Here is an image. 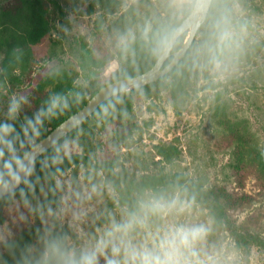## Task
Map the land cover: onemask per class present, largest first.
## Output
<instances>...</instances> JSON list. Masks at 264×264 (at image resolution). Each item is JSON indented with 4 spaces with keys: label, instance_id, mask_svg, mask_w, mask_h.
Here are the masks:
<instances>
[{
    "label": "rangeland",
    "instance_id": "rangeland-1",
    "mask_svg": "<svg viewBox=\"0 0 264 264\" xmlns=\"http://www.w3.org/2000/svg\"><path fill=\"white\" fill-rule=\"evenodd\" d=\"M57 1L60 6L48 3L47 35L31 45L36 64L30 84L13 93L0 88V121L11 118L12 101H21L39 77L62 68L75 76V95L86 92L88 97L94 88L121 73L125 61L116 58L103 68H92L84 61V49L102 56L115 53L140 35L148 39L144 27L151 16L161 12L167 17L165 9L171 11V17L181 16L192 2L117 0L114 12L108 13L100 0ZM215 1L213 25L223 14L231 34L229 41L223 46L216 44L212 26L203 49H198L199 55L206 52L209 60L204 62L203 55L198 67L185 69L189 73L186 80L167 76L130 93L127 102L131 105L119 126L105 124L102 113L91 118L61 143L67 144L61 161L67 159L72 164L56 177L64 191L70 186L89 192L94 186L98 189L99 195H93L85 205L87 218L80 225L85 231L98 232L109 218L119 219L141 195L158 193L176 197L187 206L190 219L209 229L202 245L207 264H264V244L250 235L254 232L264 239V177L257 179L249 166L242 165V157L253 160L258 148L264 152V0ZM17 2L0 0L3 39L13 40L23 31L19 16L11 20ZM201 36H197V44ZM4 54L5 47L0 46V70ZM244 125L253 139L243 140L242 145ZM151 173H177L182 178L180 185L195 181L204 188H215L247 247L241 248L225 225L217 233L211 232L212 202L197 201L190 186L136 190L135 183ZM48 188L46 179L44 193ZM44 193L36 195L42 203ZM59 194L57 190V198ZM20 211L27 214L23 206ZM62 227L69 230L67 221ZM43 228L39 217L21 220L3 207L0 231L11 229L14 237L28 229L34 233L35 243L37 230L42 232ZM100 264H104L103 258Z\"/></svg>",
    "mask_w": 264,
    "mask_h": 264
},
{
    "label": "clouds",
    "instance_id": "clouds-1",
    "mask_svg": "<svg viewBox=\"0 0 264 264\" xmlns=\"http://www.w3.org/2000/svg\"><path fill=\"white\" fill-rule=\"evenodd\" d=\"M205 15L207 10L205 9ZM226 18L221 17L213 25L216 44L223 46L230 39ZM21 101L13 100L9 113L15 114ZM60 97L49 101L47 109H41L35 119L27 121L24 129L32 151L18 153L16 141L19 134L14 125L0 122V205L9 213L13 211L21 220L29 216L39 217L44 224L43 231L37 230L35 243L18 249L11 229L0 231V245H3L14 259L15 264H207L202 245L207 239L209 229L202 223L189 218V210L176 197L163 194H143L131 206L126 207L119 219L111 217L98 232L85 231L80 227L86 221L85 205L99 195L94 186L91 192L69 187L63 190L61 181L54 173H47L46 179L55 178V187H49L53 199L45 195L42 203L35 194V183L29 178L33 175L37 162L35 138L39 135L38 125L41 117H51L60 107ZM31 129V135H29ZM67 144L53 146L52 153L42 162L59 164L63 154H67ZM59 172V168L56 169ZM38 183V180L36 181ZM57 190H60L57 199ZM17 197H19L17 199ZM35 201V202H34ZM52 203L56 208L51 207ZM21 206L27 214L21 212ZM98 218V217H97ZM67 221L69 230L62 225ZM60 225V227H58ZM0 264H6L0 256Z\"/></svg>",
    "mask_w": 264,
    "mask_h": 264
},
{
    "label": "trees",
    "instance_id": "trees-1",
    "mask_svg": "<svg viewBox=\"0 0 264 264\" xmlns=\"http://www.w3.org/2000/svg\"><path fill=\"white\" fill-rule=\"evenodd\" d=\"M230 1V0H229ZM54 3L55 6H60L57 0H18L14 7L15 15L11 17V20H15V17L19 16L22 21L23 31L22 33L14 36L13 40L9 38L3 39L0 37V46L5 47V54L2 61V67L0 70V88L7 89L10 93H13L17 88L21 86L29 85V76L34 71L36 64L34 51L31 45L39 43L48 33L49 28V6L48 3ZM215 0H213L211 8L209 10L206 20L199 28L195 39L190 45L186 55L183 59L165 76L161 77L158 81L167 76H175L178 79L186 80L189 73L185 69L191 67H198L199 62L203 59L201 56H205L204 62L209 60L206 52L203 55H199V47L203 49V41L208 37V32L213 26ZM100 3L106 9L108 13L114 12L115 6L118 4L117 0H100ZM195 0H192L190 8L182 11L181 16L175 15L171 17V11L165 9L168 14L167 17H162L161 12L157 15L151 16L145 23L144 30L147 31L148 39H144L142 35L136 37L133 41L120 47L115 53H106L102 56H98L91 49H84L83 58L87 66L92 68H103L107 64L112 63L116 58L124 60L125 69H122L121 73L115 75L111 80L120 79L127 76L137 75L151 68L159 55L161 54L166 42L170 39L176 27L182 22V20L191 12L194 6ZM4 23H0V28ZM149 30V31H148ZM4 30L1 29L0 32ZM202 33L200 44H197V36ZM188 32L182 33L174 44L171 55L166 59L164 65L168 64L173 53L178 50L184 43ZM109 81V82H111ZM155 81L142 87L132 88L117 95L112 96L105 101L100 107H98L94 113L88 117L81 125L70 132L67 136L60 139L56 144L61 143L70 136H73L79 130L84 128L87 122L98 114L102 113V121L105 124L119 126L123 122L127 108L130 107V103L127 102V98L130 93L137 92L142 89H146L149 86L157 83ZM106 84V83H105ZM104 85V84H103ZM101 85V86H103ZM96 87L89 92L87 97L86 92L75 95L77 86L75 83V76L68 69L62 68L55 70L51 73L39 77L32 87L31 91L27 93L21 100V107L19 110L12 114L11 118L5 121L14 125L15 132L19 134V139L16 141V149L18 153H24L32 145L28 143L24 129L28 127L27 121L35 119L40 113L41 109H47L49 101L54 97H60L61 105L55 112L56 114L47 117H41V123L38 125L39 135L36 136L35 142L44 137L49 131L57 126L61 121L68 116L79 110L86 104L88 99L99 90L101 87ZM75 95V96H74ZM108 107V108H107ZM104 108H107L103 111ZM117 112V114L113 113ZM1 116V108H0ZM29 135H31V129H29ZM250 136V138L248 137ZM249 139H253L249 129L244 125L242 130V145ZM34 142V143H35ZM245 147V146H243ZM245 150V148H244ZM53 151V147L43 153L35 164V170L33 175L29 178L35 183V194L38 195L43 187V181L46 180L47 173H54L55 176L63 172L68 166L72 164L71 161L63 160L59 164H52L48 161V167H44L42 160L48 157ZM258 155L253 160H246L242 157V165L249 166V170L256 176L257 179L264 177V152L260 148L257 150ZM245 156V152L243 151ZM7 158V152L5 157ZM3 159H0V167L3 166ZM257 162V163H256ZM256 163V165L252 164ZM251 165L257 167L254 169ZM59 168V172L56 169ZM252 168V171L251 169ZM261 176V177H260ZM263 179V178H262ZM38 180V183L36 181ZM49 187H55V178H48ZM182 178L177 173L160 174L151 173L147 174L135 183L136 190H143L146 187L173 189L181 186L191 187L192 194L197 201L202 203L212 202L211 214L213 215V224L210 227L212 233H217L220 229L226 226L233 237L236 238V243L242 248L247 247V243L237 230V228L229 220L226 206L224 204L221 195L217 194L216 189L213 187H206L195 181L184 182L185 185H180ZM47 198L49 201L53 199L51 192H47ZM19 197H17L18 199ZM124 200H127L126 196H123ZM58 199V198H57ZM45 201V198H44ZM52 205L56 206L55 203ZM3 205H0V216L3 213ZM64 230H67L63 227ZM250 235L253 239L258 240L259 244H264V239L260 234L251 232ZM13 239L17 244V258L18 249H22L25 245L31 244L34 241V233L28 229L21 230L16 234ZM214 241V240H213ZM0 256L3 257V261L6 264H15L13 256L4 249L3 245H0Z\"/></svg>",
    "mask_w": 264,
    "mask_h": 264
},
{
    "label": "water",
    "instance_id": "water-1",
    "mask_svg": "<svg viewBox=\"0 0 264 264\" xmlns=\"http://www.w3.org/2000/svg\"><path fill=\"white\" fill-rule=\"evenodd\" d=\"M212 2L213 0H195L191 12L176 27L174 33L166 42L161 54L151 68L137 75L123 77L104 84L88 99L84 106L61 121L57 126L52 128L48 134L35 142L37 149L35 151L36 160L53 147L60 139L67 136L81 125L98 107H100V105L112 96L132 88L148 85L168 74L186 55L199 28L208 16ZM205 9L207 10L206 15L204 14ZM184 32H188V35L183 45L173 53L171 61L164 65L166 59L171 55L172 48L177 39ZM27 151L31 152L32 146Z\"/></svg>",
    "mask_w": 264,
    "mask_h": 264
}]
</instances>
